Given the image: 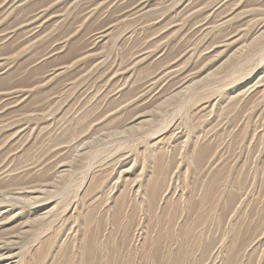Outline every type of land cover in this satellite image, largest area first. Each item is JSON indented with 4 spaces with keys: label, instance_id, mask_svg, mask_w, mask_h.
Instances as JSON below:
<instances>
[{
    "label": "rangeland",
    "instance_id": "obj_1",
    "mask_svg": "<svg viewBox=\"0 0 264 264\" xmlns=\"http://www.w3.org/2000/svg\"><path fill=\"white\" fill-rule=\"evenodd\" d=\"M13 1L0 264H264V0Z\"/></svg>",
    "mask_w": 264,
    "mask_h": 264
},
{
    "label": "bare ground",
    "instance_id": "obj_2",
    "mask_svg": "<svg viewBox=\"0 0 264 264\" xmlns=\"http://www.w3.org/2000/svg\"><path fill=\"white\" fill-rule=\"evenodd\" d=\"M13 2H14V1L12 0V3H13ZM41 2H42V1H41ZM186 2H187V1H186ZM14 4H15V3H14ZM14 4H13V5H14ZM17 4H18V3H17ZM183 4H184V3H183ZM183 4H182V5H183ZM186 4H187V3H186ZM189 4H190V3H189ZM222 4H223V3H222ZM216 5H217V4H216ZM184 6H185V5H184ZM197 6H198V5H197ZM222 6H223V5H222ZM12 7H13V6H12ZM6 8H7V7H6ZM28 9H29V8H28ZM195 9H196V8H195ZM231 9H232V8H231ZM24 10H25V9H24ZM41 10H42V8H41ZM193 10H194V9H193ZM8 11H9V10H8ZM37 11H38V10H37ZM228 11H229V10H228ZM5 12H7V11H5ZM230 12H231V10H230ZM44 13H45V12H44ZM232 13H233V12H232ZM232 13H231V15H232ZM29 14H33V12H31V13H29ZM36 14H37V13H36ZM38 14H39V13H38ZM38 14H37V15H38ZM37 15H36V16H37ZM42 15H43V14H42ZM229 15H230V14H229ZM17 16H18V15H17ZM219 16H220V15H219ZM39 17H41V16L39 15ZM220 17H221V16H220ZM227 17H228V16H227ZM227 17H226V18H227ZM223 19H224V18H223ZM229 19H230V18H229ZM26 20H27V19H26ZM28 20H29V19H28ZM230 20H231V19H230ZM224 21H225V20H224ZM226 21H227V19H226ZM20 22H21V21H20ZM31 22H33V21H31ZM35 22H36V21H35ZM39 22H41V21H39ZM226 23L228 24V22H226ZM33 24H34V23H33ZM33 24H32V25H33ZM26 25H27V24H26ZM32 25H31V26H32ZM35 25H36V24H35ZM36 27H37V26H36ZM36 27H35V28H36ZM232 27H233V26H232ZM33 28H34V27H33ZM31 29H32V28H31ZM33 30H34V29H33ZM36 30H37V29H36ZM227 30H228V29H227ZM227 30H226V31H227ZM229 30H230V29H229ZM31 31H32V30H31ZM238 31H239V30H238ZM255 31H256V30H255ZM263 31H264V30H263ZM217 32H218V31H217ZM221 32H222V31H221ZM259 32H260V31H259ZM236 33H237V32H236ZM238 34H241V33L238 32ZM255 34H257V33H255ZM34 35H35V33H34ZM27 36H28V35H27ZM98 36H99V35H98ZM30 37H31V36H30ZM32 37H33V36H32ZM96 37H97V36H96ZM10 38H11V37H10ZM232 40H234V39H232ZM235 41H236V40H235ZM220 43H221V42H220ZM224 43H225V42H224ZM230 43H231V42H230ZM225 44H226V43H225ZM92 45H93V44H92ZM222 45H223V44H222ZM232 45H233V43H232ZM224 46H225V45H224ZM229 47H230V46H229ZM186 48H187V47H186ZM186 48H184V49H186ZM210 48H211V47H210ZM216 49H217V48H216ZM225 49H226V48H225ZM183 51H184V50H183ZM13 58H14V57H13ZM217 72H218V71H217ZM188 85H189V84H188ZM188 85H187V86H188ZM181 90H183V89H181ZM181 92H183V91H181ZM178 93H179V92H178ZM176 96H178V94H177ZM134 97H135V96H134ZM174 100H175V99H174ZM139 116H140V115H139ZM65 175H66V174H65ZM66 176H67V175H66ZM161 194H162V193H161ZM11 253H12V252H11ZM10 258H11V257H10ZM7 261H8V260H7ZM12 264H13V263H12Z\"/></svg>",
    "mask_w": 264,
    "mask_h": 264
}]
</instances>
